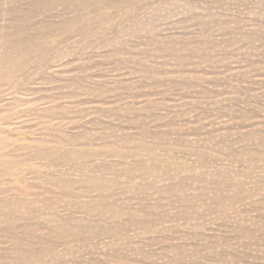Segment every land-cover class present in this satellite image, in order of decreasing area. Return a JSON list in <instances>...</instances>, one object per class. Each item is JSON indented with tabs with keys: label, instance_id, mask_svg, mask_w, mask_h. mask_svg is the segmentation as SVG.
Here are the masks:
<instances>
[{
	"label": "rangeland",
	"instance_id": "374dc122",
	"mask_svg": "<svg viewBox=\"0 0 264 264\" xmlns=\"http://www.w3.org/2000/svg\"><path fill=\"white\" fill-rule=\"evenodd\" d=\"M0 264H264V0H0Z\"/></svg>",
	"mask_w": 264,
	"mask_h": 264
},
{
	"label": "bare ground",
	"instance_id": "6f19581e",
	"mask_svg": "<svg viewBox=\"0 0 264 264\" xmlns=\"http://www.w3.org/2000/svg\"><path fill=\"white\" fill-rule=\"evenodd\" d=\"M63 89V88H62ZM80 96V95H79ZM81 97V96H80ZM136 118V117H135ZM144 124V123H143ZM122 125V124H121ZM110 126V125H109ZM97 127V126H96ZM100 127V126H99ZM115 129V128H114ZM138 129V128H137ZM110 131V130H109ZM112 131V130H111ZM132 131V130H131ZM99 132V131H98ZM129 132V131H128ZM103 141V140H102ZM112 141V140H111ZM118 142V141H117ZM120 142V141H119ZM117 146V145H116ZM255 146V145H254ZM176 149V148H175ZM179 149V148H178ZM178 152V151H177ZM260 152V151H259ZM263 153V152H262ZM85 154V153H84ZM120 154V153H119ZM86 156V155H85ZM89 156V155H87ZM92 156V155H91ZM103 158V157H102ZM86 159V158H85ZM95 159V158H94ZM161 177V176H160ZM189 180V179H188ZM16 198V197H15Z\"/></svg>",
	"mask_w": 264,
	"mask_h": 264
}]
</instances>
